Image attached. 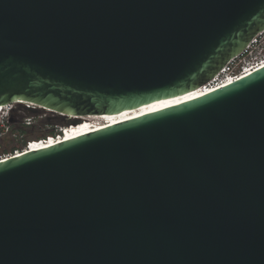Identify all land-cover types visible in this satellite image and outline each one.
<instances>
[{"label":"water","instance_id":"95a60500","mask_svg":"<svg viewBox=\"0 0 264 264\" xmlns=\"http://www.w3.org/2000/svg\"><path fill=\"white\" fill-rule=\"evenodd\" d=\"M262 28L264 0H0V105L172 99ZM0 264H264V67L0 162Z\"/></svg>","mask_w":264,"mask_h":264},{"label":"bare ground","instance_id":"6f19581e","mask_svg":"<svg viewBox=\"0 0 264 264\" xmlns=\"http://www.w3.org/2000/svg\"><path fill=\"white\" fill-rule=\"evenodd\" d=\"M264 67V62L261 64H258L257 66L251 68L250 70L242 72L240 75H238L236 78L233 77H227L222 79L224 77L223 75L219 74L217 75L210 83L195 89L194 91L188 92L187 94L172 98V99H165L160 101H155L150 104L143 105L139 108H135L132 110H125L120 114L116 115H107V116H97V115H89L86 117H81L79 121L75 120L69 123L71 127L68 126L66 129H61V133L53 138H48L46 140L37 141V142H31L25 149L18 150L14 153H11L9 155H6L4 157L0 158V162L12 159L14 157H18L21 155H24L26 153L54 145L99 129H102L108 125L120 123L126 120H130L139 116H142L144 114L152 113L157 110H161L163 108L170 107L172 105H176L178 103H181L183 101L191 100L196 97H199L205 93H209L211 91H214L216 89H221L222 87H225L227 85H230L237 81L238 79H241L249 74H251L254 70L260 69ZM20 104H26L28 106H32L33 104L28 103L26 101L17 102ZM9 105H1L0 109L3 110L5 108H8ZM39 108L40 106H36ZM50 110V109H47Z\"/></svg>","mask_w":264,"mask_h":264},{"label":"rangeland","instance_id":"374dc122","mask_svg":"<svg viewBox=\"0 0 264 264\" xmlns=\"http://www.w3.org/2000/svg\"><path fill=\"white\" fill-rule=\"evenodd\" d=\"M26 104L11 103V111L8 116L3 119L5 128L4 132L0 133V158L4 157L8 153H14L13 151L17 148L20 150L23 141L37 142L36 138H28L33 135H39L45 133L48 135L49 131L53 132L62 126L61 129L71 127L67 124V121H59L57 114L45 110L42 108H36L32 111L28 109ZM12 119V121H10ZM1 120V119H0ZM29 123V125H28ZM71 123V122H70ZM8 125V127H7ZM40 138V137H38ZM53 138V137H49ZM48 139V138H47ZM4 155V156H1Z\"/></svg>","mask_w":264,"mask_h":264},{"label":"built area","instance_id":"2783aa9c","mask_svg":"<svg viewBox=\"0 0 264 264\" xmlns=\"http://www.w3.org/2000/svg\"><path fill=\"white\" fill-rule=\"evenodd\" d=\"M238 61L240 62L237 63ZM262 62H264V28L256 32L255 35L248 41L244 49L240 53L233 56L229 61H227L226 64L222 67V69L218 72V74H216V76L221 74L224 76L222 77V79L227 78V77L236 78L242 72L250 70L251 68L257 66L258 64H261ZM212 80H210L208 83H210ZM8 105H9L8 108H5L3 110L0 109V119H1L0 120V133L4 132V128L6 126L4 125L3 119L8 116V113L12 109L11 104H8ZM28 107H35V106L27 105V108ZM61 127L62 126H59L57 130L48 134L49 136L45 135L44 137L39 138L38 141L46 140L50 136L51 137L58 136L60 134ZM29 144H30V140L29 141L26 140L21 149L26 148ZM18 150L20 149H15L13 152H16ZM4 155H7V154H4ZM4 155H1V156H4Z\"/></svg>","mask_w":264,"mask_h":264},{"label":"flooded vegetation","instance_id":"af4514ba","mask_svg":"<svg viewBox=\"0 0 264 264\" xmlns=\"http://www.w3.org/2000/svg\"><path fill=\"white\" fill-rule=\"evenodd\" d=\"M240 61H238L237 63H239ZM49 133H51V131H49ZM45 135V133H41V134H39V135H33V136H30V137H28V138H38V137H41V136H44ZM23 142H25V141H23Z\"/></svg>","mask_w":264,"mask_h":264},{"label":"trees","instance_id":"16d2710c","mask_svg":"<svg viewBox=\"0 0 264 264\" xmlns=\"http://www.w3.org/2000/svg\"><path fill=\"white\" fill-rule=\"evenodd\" d=\"M58 120H59L60 122H61V121H65L64 119H62V118H60V117H58ZM51 133H52V132H51ZM48 134H50V133H48ZM44 136H45V135H44ZM44 136H41L40 138H42V137H44ZM24 143H25V142H23L22 146L24 145ZM22 146H21V147H22ZM17 149H19V148H17Z\"/></svg>","mask_w":264,"mask_h":264}]
</instances>
